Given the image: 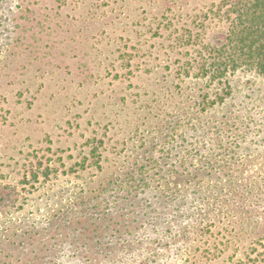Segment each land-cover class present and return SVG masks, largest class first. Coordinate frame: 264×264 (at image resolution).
<instances>
[{
	"label": "rangeland",
	"instance_id": "1",
	"mask_svg": "<svg viewBox=\"0 0 264 264\" xmlns=\"http://www.w3.org/2000/svg\"><path fill=\"white\" fill-rule=\"evenodd\" d=\"M223 0H3L0 264H238L264 76H181L167 18Z\"/></svg>",
	"mask_w": 264,
	"mask_h": 264
},
{
	"label": "trees",
	"instance_id": "2",
	"mask_svg": "<svg viewBox=\"0 0 264 264\" xmlns=\"http://www.w3.org/2000/svg\"><path fill=\"white\" fill-rule=\"evenodd\" d=\"M0 0V14L1 4ZM224 14H183L167 18V58L181 76L208 78L230 87L239 72L264 76V0H223ZM257 180L238 182V264H264V161L256 162ZM194 264H200L194 256Z\"/></svg>",
	"mask_w": 264,
	"mask_h": 264
}]
</instances>
